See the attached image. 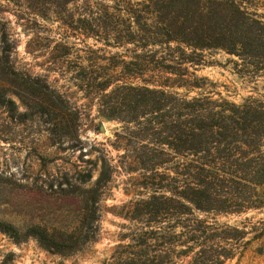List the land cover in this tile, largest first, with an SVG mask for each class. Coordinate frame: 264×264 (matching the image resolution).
Segmentation results:
<instances>
[{"label": "trees", "instance_id": "obj_1", "mask_svg": "<svg viewBox=\"0 0 264 264\" xmlns=\"http://www.w3.org/2000/svg\"><path fill=\"white\" fill-rule=\"evenodd\" d=\"M111 2L95 8L110 16L108 22L95 13L101 23L80 20L78 31L129 56L112 55V73L94 62L67 66L66 72L99 117L121 125L114 134L113 147L122 152L115 170L137 174L147 191L129 208V222L141 228L129 230L122 239L127 244L114 248L112 264H174L186 257V264H225L239 258L245 232L215 219L264 210V97L258 93L260 83L264 90V0ZM56 48L68 54L66 46ZM209 51L229 57L227 65L250 89L248 96L229 100L196 74L216 63L206 62ZM90 193L97 190L83 192L72 232L41 225L20 232L3 221L0 232L16 242L34 239L52 253L80 252L96 241L98 230L99 199ZM150 241L159 245L152 250ZM174 245L182 249L167 247Z\"/></svg>", "mask_w": 264, "mask_h": 264}, {"label": "rangeland", "instance_id": "obj_2", "mask_svg": "<svg viewBox=\"0 0 264 264\" xmlns=\"http://www.w3.org/2000/svg\"><path fill=\"white\" fill-rule=\"evenodd\" d=\"M99 4L113 6L111 0H0V221L20 232L41 225L69 233L81 217L83 192L97 190L88 195L99 199L94 206L96 241L82 251L56 254L34 239L16 242L0 232V264H112L114 248L127 244L122 239L129 230L141 228L129 222V208L147 191L139 187L137 174L115 170L122 152L113 147L114 134L121 125L99 117L66 72L67 66L94 62L112 73V55L129 56L78 31L83 28L80 20L91 26L101 23L95 13L109 21V15L95 9ZM58 44L68 48L67 55ZM87 47L101 50L89 52ZM205 54L206 62L216 63L198 67L199 77L216 84L215 91L229 100L239 102L249 95L250 89L227 65L228 56L221 51ZM262 85L258 93L264 97ZM215 221L245 232L241 256L225 264H264V210ZM157 245L148 243L152 250ZM167 247L176 253L182 249Z\"/></svg>", "mask_w": 264, "mask_h": 264}, {"label": "water", "instance_id": "obj_3", "mask_svg": "<svg viewBox=\"0 0 264 264\" xmlns=\"http://www.w3.org/2000/svg\"><path fill=\"white\" fill-rule=\"evenodd\" d=\"M100 130H104V128H103V126H102V124L100 125Z\"/></svg>", "mask_w": 264, "mask_h": 264}]
</instances>
